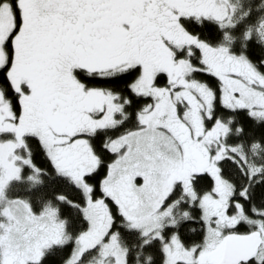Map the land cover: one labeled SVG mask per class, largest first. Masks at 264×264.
<instances>
[{
	"label": "snow or ice",
	"instance_id": "1",
	"mask_svg": "<svg viewBox=\"0 0 264 264\" xmlns=\"http://www.w3.org/2000/svg\"><path fill=\"white\" fill-rule=\"evenodd\" d=\"M0 264H264V0H0Z\"/></svg>",
	"mask_w": 264,
	"mask_h": 264
}]
</instances>
